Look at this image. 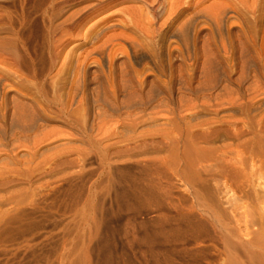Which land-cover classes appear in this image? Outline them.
Wrapping results in <instances>:
<instances>
[{
  "label": "rangeland",
  "instance_id": "rangeland-1",
  "mask_svg": "<svg viewBox=\"0 0 264 264\" xmlns=\"http://www.w3.org/2000/svg\"><path fill=\"white\" fill-rule=\"evenodd\" d=\"M55 1L0 0V20L18 40L20 67L37 80L36 87L19 86L0 64V264H228L213 235L187 215L173 167L159 164L154 154L116 151L140 140V132L164 144L165 132L175 137L170 111L178 101L200 104L210 94L198 87L205 67L201 42L214 51L219 85L234 66V36L244 37L250 25L227 11L216 26L184 7L159 19L150 40L124 29L112 61L106 48L91 53L81 68L69 116L54 101L48 76L47 27ZM80 2L70 0L65 9ZM132 92L145 97L126 104ZM29 110L32 122L21 124L17 116ZM199 110L182 115L208 116ZM236 213L242 225L249 213Z\"/></svg>",
  "mask_w": 264,
  "mask_h": 264
},
{
  "label": "bare ground",
  "instance_id": "bare-ground-1",
  "mask_svg": "<svg viewBox=\"0 0 264 264\" xmlns=\"http://www.w3.org/2000/svg\"><path fill=\"white\" fill-rule=\"evenodd\" d=\"M69 1L52 3L47 27L49 84L60 111L69 116L75 113L71 108L72 91L81 68L91 53H101L106 48L112 61V53L120 50L115 46L124 37V29L135 28L150 40L157 31L159 19L168 18L184 7L204 14L216 26L227 11L246 26L250 25L245 32L243 30L244 37L234 36L230 44L234 66L219 85L213 70L215 62H211L214 51L207 41L201 42L205 67L198 87L210 94L203 95L200 104L191 99L178 101L179 107L170 111L175 137H168L165 132L161 136L168 142L164 144L140 132V140L125 144L116 153H150L157 157L163 153L156 160L173 167L180 176L187 215L196 218V226L213 235L224 261L241 264L245 259L253 264H264V0H153L149 3L81 0L76 9L68 12L65 4ZM134 1H142V5L118 7ZM118 15L122 16L114 18ZM116 26L123 29L115 33ZM17 41L12 30L0 20L2 68L15 74L17 85L36 87L35 75L20 67ZM23 51L26 53L25 49ZM150 94L148 91L145 96L149 98ZM145 96L132 92L125 102L142 101ZM196 110L208 116L192 119L182 115ZM33 115L29 110L17 119L27 125ZM105 117V114L97 117L98 132ZM118 143L119 140L111 145ZM239 209L249 213L244 216L242 225L235 219Z\"/></svg>",
  "mask_w": 264,
  "mask_h": 264
}]
</instances>
